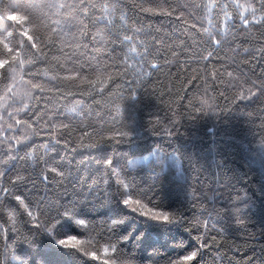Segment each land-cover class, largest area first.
Segmentation results:
<instances>
[{
	"label": "trees",
	"instance_id": "1",
	"mask_svg": "<svg viewBox=\"0 0 264 264\" xmlns=\"http://www.w3.org/2000/svg\"><path fill=\"white\" fill-rule=\"evenodd\" d=\"M125 3L129 23L142 27L150 34L149 40L158 36L164 40L165 47L184 41L196 48L197 21L204 16H207L204 27H210L208 20L216 25L219 13L218 27L231 31L224 11L214 5L232 4L233 0H167V3L160 0L165 9L169 4L173 8L187 4V12L192 13L191 17L186 16L187 25L175 16L142 13L135 7L146 4L147 0H125ZM200 4L213 7L210 12L192 7ZM226 11L229 16L234 13L231 7ZM6 23L0 18V30ZM193 24L196 29L189 30ZM262 44L264 38L258 33L254 32L247 42L240 36L219 52L220 59L199 63L187 56L179 57L177 63L164 53L171 62L163 68V73L153 76L136 97L122 102L123 116L117 119L128 124L125 130L130 136L121 138L119 143L104 142L97 136H85L81 140L79 131L59 144L44 131L33 137L37 146L48 144L49 159L61 164L65 175L48 188L43 184L37 188L29 185L26 195L29 199L42 200L44 206L75 205V211L71 215L52 212L55 223L49 232L35 228L34 217L39 215L35 206L30 209L33 218H29L22 207L16 208L15 201L9 199L7 203L11 207L0 208V228L4 229L0 231V248L17 240V233H23L30 235L31 240L17 246L22 264H101L100 260L58 243L71 235L93 244L99 240L115 246L116 257L130 264H177L198 245H203L201 255L193 264H262L264 95L253 88L255 96L245 94L241 99L238 90L232 87L235 81L226 73L223 82L213 80L210 75L215 66L218 72L232 71L233 76L243 72L244 78L259 85L264 80V54L256 50ZM119 53L117 47L116 54ZM233 58L239 63L238 69ZM47 67L40 64L33 71L43 72ZM193 75L201 78L192 80ZM133 78L130 72L128 79ZM248 87L251 83L245 85V89ZM80 99L77 95L67 103L66 111L74 120H79L76 101ZM97 102L99 97L95 101L87 100L84 107L93 112L90 121L99 128L104 126V121H111L116 111L113 108L109 113L105 110L108 106L100 102L97 107ZM33 104L39 110L45 107V100ZM26 151H34L31 144ZM152 153L156 155L149 161L142 159ZM171 158L174 162L169 163ZM106 159L113 161L112 176L104 163ZM19 167L31 169L34 160L30 156ZM121 180L130 181L127 191L118 184ZM125 196L140 198L149 206L181 219L164 222L145 217L123 203ZM194 217L206 222L207 228L201 224L197 231ZM80 220L86 224H80Z\"/></svg>",
	"mask_w": 264,
	"mask_h": 264
},
{
	"label": "snow or ice",
	"instance_id": "2",
	"mask_svg": "<svg viewBox=\"0 0 264 264\" xmlns=\"http://www.w3.org/2000/svg\"><path fill=\"white\" fill-rule=\"evenodd\" d=\"M164 2L167 3V0ZM126 7L125 0H0V18L7 22L6 27L0 30V208L11 207L7 203L11 199L15 201L16 208L22 207L27 216L33 218L30 209L35 206L39 210V215L34 217L37 229L51 232L55 223L51 213L71 215L75 205L63 208L61 204L44 206L42 200L29 199L26 195L29 185L37 188L43 184L48 188L65 175L64 167L49 159L48 144L37 146L32 141L33 137L44 131L59 144L62 139L67 142V137L79 131L81 140L85 136H97L104 142L119 143L121 138L130 136V132L125 130L128 124L117 119L123 116L122 102L136 97L153 76L163 73V68L171 62L164 53L177 63L181 56L199 63L220 59L219 52L234 43L237 37L243 36L247 42L255 32L264 38V0H245L244 3L233 0L232 4L214 5L224 11L231 31L229 33L228 29L218 27L219 13L216 25L208 20L210 27H204V20L207 19L204 16L197 21L199 30L196 31V48L184 41L165 47L164 40L158 36H152L149 40L150 34L144 32L142 27L129 23L130 17L124 12ZM135 7L142 13L175 16L184 25L188 24L186 16H192V13L187 12V4H179L175 8L169 4L165 9L160 0H147L146 4L140 3ZM192 7L197 11L210 12L213 6L200 4ZM230 7L234 9L231 16L226 11ZM193 29H196V24L189 30ZM141 36L144 38L138 39ZM117 47L120 48L119 54H116ZM256 51L264 54V44ZM233 63L238 69L239 63L234 58ZM40 64L48 67L43 72L33 71ZM130 72L133 79H128ZM225 73L235 81L232 87L238 90L241 99L245 98V94L248 97L255 96L253 88L264 95V80L257 85L244 78L243 72L233 76L232 71L225 69L223 73L218 72L213 66L210 75L213 80L223 82ZM145 77L148 79L145 80ZM200 78L192 76V80ZM249 83L251 87L245 89ZM77 95L81 97L76 101L80 112L77 113L79 120H74L66 108L69 98L74 100ZM96 97H99L97 107L103 102L108 106L106 111L111 113L113 108L116 111V116H112L111 121H104V126L99 128L90 121L93 112L84 107L87 100L95 101ZM41 99L45 100V107L37 110L33 101ZM61 101L64 103L61 104ZM96 116L103 120L99 113ZM30 144L34 149L32 153L26 151ZM30 156L34 160V167H19L27 163ZM104 163L109 169V176H112L113 161L106 159ZM120 172H116V175L119 176ZM118 184L125 191L130 187L129 180L127 183L121 180ZM123 203L141 215L158 221L181 219L149 206L140 198L125 196ZM235 211L238 213L239 209ZM40 217H44V220L41 221ZM193 220L197 231L201 224L207 228L206 222L195 217ZM79 223L86 224L83 220ZM0 231L4 229L0 228ZM17 235V240L6 242L0 248V264H22L17 246L19 242L28 243L31 236L23 233ZM58 243L100 260L101 264H130L116 257L115 246L99 240L93 244L70 235ZM202 246L198 245L177 264L198 261Z\"/></svg>",
	"mask_w": 264,
	"mask_h": 264
},
{
	"label": "rangeland",
	"instance_id": "3",
	"mask_svg": "<svg viewBox=\"0 0 264 264\" xmlns=\"http://www.w3.org/2000/svg\"><path fill=\"white\" fill-rule=\"evenodd\" d=\"M149 155H151V156H149ZM149 155L143 157L142 159H144L145 162H147V161H149V159H150L152 156H155L156 154H155V153H152V154H149ZM171 160L174 162V159L171 158L170 161H169V163H172Z\"/></svg>",
	"mask_w": 264,
	"mask_h": 264
}]
</instances>
